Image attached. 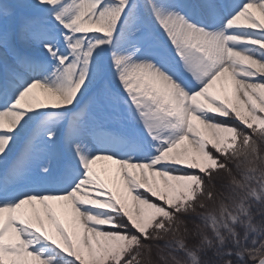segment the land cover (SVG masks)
<instances>
[{
    "label": "snow or ice",
    "instance_id": "obj_1",
    "mask_svg": "<svg viewBox=\"0 0 264 264\" xmlns=\"http://www.w3.org/2000/svg\"><path fill=\"white\" fill-rule=\"evenodd\" d=\"M0 264H264V0H0Z\"/></svg>",
    "mask_w": 264,
    "mask_h": 264
},
{
    "label": "rangeland",
    "instance_id": "obj_2",
    "mask_svg": "<svg viewBox=\"0 0 264 264\" xmlns=\"http://www.w3.org/2000/svg\"><path fill=\"white\" fill-rule=\"evenodd\" d=\"M104 166L115 167L114 165H111V162H109V161L98 162L97 167H104Z\"/></svg>",
    "mask_w": 264,
    "mask_h": 264
}]
</instances>
